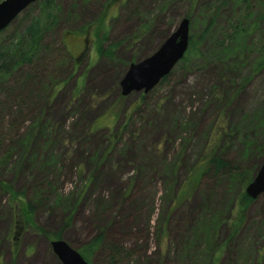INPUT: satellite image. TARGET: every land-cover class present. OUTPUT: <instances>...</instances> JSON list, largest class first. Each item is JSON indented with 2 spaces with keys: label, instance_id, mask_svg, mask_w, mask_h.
Wrapping results in <instances>:
<instances>
[{
  "label": "rangeland",
  "instance_id": "374dc122",
  "mask_svg": "<svg viewBox=\"0 0 264 264\" xmlns=\"http://www.w3.org/2000/svg\"><path fill=\"white\" fill-rule=\"evenodd\" d=\"M110 1L57 0L41 96L18 122L0 117V182L36 203L35 222L48 234L27 230L13 254V209L0 186V264H62L55 235L78 251L100 233L124 250L117 264H264V193L239 211L247 184L236 173L194 177L211 152L249 178L262 164L264 20L246 51L222 48H239L240 32L236 44L229 38L263 14L264 0H116L103 41L113 54L100 56L93 28ZM39 9L21 11L0 47L16 43ZM185 18L192 36L203 34L200 56L145 94L121 95L129 65ZM89 262L112 264L103 246Z\"/></svg>",
  "mask_w": 264,
  "mask_h": 264
},
{
  "label": "trees",
  "instance_id": "16d2710c",
  "mask_svg": "<svg viewBox=\"0 0 264 264\" xmlns=\"http://www.w3.org/2000/svg\"><path fill=\"white\" fill-rule=\"evenodd\" d=\"M1 1V0H0ZM39 4L38 15L32 16L29 20L23 22L22 26L18 30L17 34V42L13 43L11 41L10 44L6 46L4 49V45L0 47V117L1 118H14L13 121L18 122L20 118H22V114L25 112L27 102L31 101L32 98L37 99L41 96V86L45 84L44 76L49 73L47 69H39V63L44 61L47 52L49 51L48 44H46L45 39L58 40V34L55 33L54 27H56L58 21L60 20V11L57 4V0H37ZM116 0H111L105 6V11L97 20V24L93 31L95 33V37L93 39V44L95 51L98 55H107L113 54L111 47L106 51L103 49V41L107 38V17L106 11L107 7L110 4H115ZM244 0H241L243 2ZM240 2V0L238 1ZM123 5V1L121 0L116 4V6ZM263 10H260L259 15H255L250 22H247V27L243 30L240 28L241 26L237 25V29L234 32V38H229L230 42H235L236 38L235 33L238 30L242 35L241 43L239 48H233V46L229 43L227 47L222 48V54H233L236 51H246L249 46L253 44V40L250 41L251 35L253 31L256 29V25L259 21L264 20V5H262ZM220 8H217L219 10ZM216 10V8H215ZM216 15L212 14L209 24L215 19ZM191 21L189 23L190 29ZM88 28H85L84 33H87ZM191 30V29H190ZM82 30L78 32L79 34L83 32ZM204 40L203 34L196 38L189 34V45L186 51V54L178 63L183 65L185 61L189 58H197L200 56V45ZM63 46L64 36L60 40ZM244 45V46H243ZM248 45V46H247ZM65 54H67L65 50ZM264 58V50L261 53V59ZM47 61V59H46ZM178 65V64H177ZM176 65V66H177ZM175 66V67H176ZM174 67V68H175ZM173 68V69H174ZM165 77L163 80H166ZM258 154L264 158V144L261 145L258 149ZM258 171V170H257ZM256 171V172H257ZM212 172L214 175L217 174H233L236 173L238 180L245 184H249L253 177V175L249 178V175L243 174V172L238 171V169L230 164L229 162H225L219 154H215L211 152L195 169L194 177L195 179H199L203 176H206L207 173ZM0 186L2 190L5 192L7 197L9 198V204L13 209L12 214V227H11V242H12V251L13 254H17L20 241L24 233L32 229L34 231H38L40 233L48 234L39 228L37 223L35 222L34 214L36 211V203L33 201H28L23 194H19L16 192L13 187L6 183H1ZM240 205L241 209L239 211H243L247 208V206L252 202L250 198L246 196L243 192L240 195ZM103 234L100 233L97 237L94 238L92 242L83 249H79V253L82 258L89 262L92 255L97 251L99 247L104 248L107 251L109 261H112V264H117L116 261H119V258L124 255V250L121 247L115 246L113 244L103 243ZM62 239L61 234L55 235L53 240ZM90 263V262H89Z\"/></svg>",
  "mask_w": 264,
  "mask_h": 264
},
{
  "label": "water",
  "instance_id": "95a60500",
  "mask_svg": "<svg viewBox=\"0 0 264 264\" xmlns=\"http://www.w3.org/2000/svg\"><path fill=\"white\" fill-rule=\"evenodd\" d=\"M37 0H3L0 2V32L11 23L21 11ZM189 19L178 23L175 31L165 38L154 53L143 60L132 62L120 81L121 95L133 91L147 93L178 64L184 57L189 45ZM264 193V159L255 177L247 185L245 194L250 199ZM52 252L62 264H89L80 253L71 248L64 240L51 241Z\"/></svg>",
  "mask_w": 264,
  "mask_h": 264
},
{
  "label": "bare ground",
  "instance_id": "6f19581e",
  "mask_svg": "<svg viewBox=\"0 0 264 264\" xmlns=\"http://www.w3.org/2000/svg\"><path fill=\"white\" fill-rule=\"evenodd\" d=\"M106 83V82H105ZM107 84V83H106Z\"/></svg>",
  "mask_w": 264,
  "mask_h": 264
}]
</instances>
